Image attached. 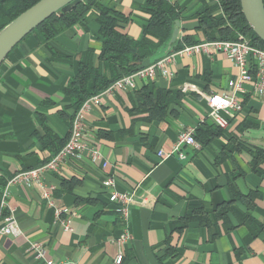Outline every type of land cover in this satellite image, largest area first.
<instances>
[{
	"label": "crops",
	"instance_id": "0c3cea01",
	"mask_svg": "<svg viewBox=\"0 0 264 264\" xmlns=\"http://www.w3.org/2000/svg\"><path fill=\"white\" fill-rule=\"evenodd\" d=\"M145 1L103 0V5L125 14L128 22L121 30L138 40L148 23L141 9ZM167 1L179 8L177 37L189 34L193 45L205 42L195 30L197 14L212 1ZM98 31L97 12L92 11L84 22L47 42L27 36L2 62L3 179L39 168L65 141L73 108L62 89L80 63L103 71ZM187 46L169 53L171 60L156 68L153 77L135 76L134 88L113 82L93 95L98 103L91 101L85 111L83 139L88 148L80 158L67 159L58 171H43L29 183L9 185L8 207L19 232L0 237V264H45L47 259L118 264L119 250V264H264V163L257 172L252 168L255 149L264 150V100L249 92L250 83H243L244 93L237 95L242 109L223 113L228 126L208 141L207 133L198 135L201 128L215 125L206 97L228 93L227 82L238 68L211 46L180 53ZM156 90L178 91L179 96L164 109L139 101V95ZM188 126L195 127V144L176 147L178 132ZM90 147L98 152L96 160ZM107 176L113 177L116 191L132 197L128 221L108 199L109 190L102 186ZM231 185L239 197L227 208H217L231 199ZM250 193L255 196L248 209L245 197ZM197 203L210 210V228L191 221L181 232L175 230L178 219ZM125 229L129 237L118 245ZM33 244L42 245V258L36 257Z\"/></svg>",
	"mask_w": 264,
	"mask_h": 264
},
{
	"label": "trees",
	"instance_id": "16d2710c",
	"mask_svg": "<svg viewBox=\"0 0 264 264\" xmlns=\"http://www.w3.org/2000/svg\"><path fill=\"white\" fill-rule=\"evenodd\" d=\"M36 1L38 0H0V28ZM211 1L210 4L204 3L203 9L197 14L195 27V30L200 32L206 41H235L242 35L250 41L251 45L264 49V41L249 27L241 11L240 0ZM141 9L148 14V23L143 27L142 36L138 40L130 38L121 30L123 25L128 22V17L118 10L104 6L103 0H82L67 13L51 15L27 35L34 34L41 42H47L73 25L84 22L92 11L97 12L98 33L101 39L98 60L103 65V71H100L99 68H89L87 64L80 63L75 76L71 77L63 87L62 90L70 98L73 108L70 122L73 114L84 100L103 91L117 79L146 67L166 54L180 50L185 44L193 45L195 43L191 35L184 34L180 39L177 37L170 49L165 52L173 31L174 21L178 20L180 16L178 6L167 0H146ZM178 96V91L156 90L152 93H143L138 96V99L142 100L145 105L154 102V104L160 105V109H164ZM163 115L164 113L160 114V117ZM42 126L45 133L51 136L52 131L49 127L44 122H42ZM218 129L221 128L211 124L206 128H201L197 134L199 135L200 131L203 134L207 133L208 141L219 134ZM67 138L68 135L65 141L53 151L51 157L62 148ZM259 163H264L263 149H255L253 154L252 168L256 172ZM6 181L0 175V189ZM230 195L231 199L217 208H227L232 201H235V198L239 197V193L232 185L230 186ZM253 196L255 193H250L245 197L248 209L253 207ZM4 212L7 213V210ZM211 220L210 210L203 203H197L191 205L189 212L178 219L175 230L181 232L191 221H197L209 229Z\"/></svg>",
	"mask_w": 264,
	"mask_h": 264
},
{
	"label": "built area",
	"instance_id": "2783aa9c",
	"mask_svg": "<svg viewBox=\"0 0 264 264\" xmlns=\"http://www.w3.org/2000/svg\"><path fill=\"white\" fill-rule=\"evenodd\" d=\"M210 46L217 51L225 53L232 63L238 68L237 75L234 78L229 79L227 82L228 93H210L206 97L209 105L208 117H210L218 127L226 128L229 124V117L223 115V113H234L242 109V100L237 95L239 93H244V90L242 89L243 83H250L249 92L253 96L262 98L264 100V49L251 45L250 41L246 37L240 35L235 41L213 40L187 46L181 50L180 53L207 50ZM172 55L173 54L165 55L163 58L157 60L147 67L117 79L112 84V86L134 88L135 76L142 78L153 77L156 68L163 69L164 65L171 60ZM91 101L98 103V97L92 96L82 102L80 107L73 114L70 122L68 138L65 144L55 155L50 158L49 161L39 168L13 175L0 189V237L3 235H15L19 232L15 215L8 207V197L10 194L9 185L11 183L21 181L29 183L31 179H38L41 172L43 171L56 172L67 159L80 158L83 151L88 148L86 141L83 139V132L85 111L87 110ZM194 132L195 127L193 126H188L181 129L176 137V147H179L180 145L195 144ZM88 150L90 152L91 159L96 160L98 158V152L92 147H90ZM162 154V151H158L159 156ZM102 186L104 189L109 190L108 199L117 204V212L120 217L124 221H128L129 204L132 201V197L126 193H121L114 189L112 176H107L102 181ZM5 210H7V213L4 212ZM60 212V210H57V214ZM65 227H69V220L65 221ZM128 237L129 232L127 229H125L116 239L117 244L121 245ZM31 248L33 249L36 257H43L42 245L33 244ZM122 257V251L119 250V253L115 258V263H121ZM45 264L61 263H58L53 259H47L45 260Z\"/></svg>",
	"mask_w": 264,
	"mask_h": 264
},
{
	"label": "water",
	"instance_id": "95a60500",
	"mask_svg": "<svg viewBox=\"0 0 264 264\" xmlns=\"http://www.w3.org/2000/svg\"><path fill=\"white\" fill-rule=\"evenodd\" d=\"M82 0H38L0 28V66L9 52L32 30L53 14L69 12ZM241 11L253 32L264 41L263 0H240ZM179 20L174 21L173 31L165 52L177 38Z\"/></svg>",
	"mask_w": 264,
	"mask_h": 264
}]
</instances>
